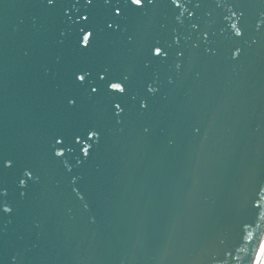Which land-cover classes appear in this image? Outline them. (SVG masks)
Here are the masks:
<instances>
[{
  "label": "water",
  "instance_id": "water-1",
  "mask_svg": "<svg viewBox=\"0 0 264 264\" xmlns=\"http://www.w3.org/2000/svg\"><path fill=\"white\" fill-rule=\"evenodd\" d=\"M0 264H264V0H0Z\"/></svg>",
  "mask_w": 264,
  "mask_h": 264
},
{
  "label": "snow or ice",
  "instance_id": "snow-or-ice-1",
  "mask_svg": "<svg viewBox=\"0 0 264 264\" xmlns=\"http://www.w3.org/2000/svg\"><path fill=\"white\" fill-rule=\"evenodd\" d=\"M137 3L140 2V0H136ZM157 53L160 51L159 48L156 49ZM81 80H83V77L80 78ZM113 87H119V85H113Z\"/></svg>",
  "mask_w": 264,
  "mask_h": 264
}]
</instances>
